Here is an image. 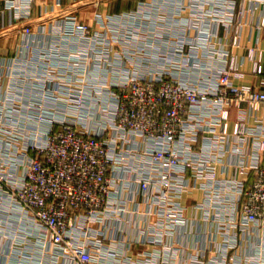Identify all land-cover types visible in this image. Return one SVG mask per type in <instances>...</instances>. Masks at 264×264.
Instances as JSON below:
<instances>
[{
	"label": "built area",
	"instance_id": "1",
	"mask_svg": "<svg viewBox=\"0 0 264 264\" xmlns=\"http://www.w3.org/2000/svg\"><path fill=\"white\" fill-rule=\"evenodd\" d=\"M249 4L247 12L252 16L260 11L250 27L256 33L253 50L258 52L264 37V0H249ZM5 8L13 12L16 23L32 19L29 0L7 1ZM209 16L211 22L225 23L222 11L213 8ZM50 26L54 40L52 47L36 53L35 60L40 57V64L30 60L34 49L30 25L21 29L23 48L31 54L25 69L17 73L2 64L5 76L10 81L13 78L9 85L12 95L5 101L17 105L26 96L27 111L40 126L29 132L17 118L0 116V140L14 148V156H7L12 163L0 159V189L6 188L9 200L43 229L44 247L68 264H101L97 255L102 248L110 259L108 264H164L163 258L174 252L167 240L186 230L181 199L198 189L204 197L196 211L200 209L203 222L216 225L221 238L218 254L224 260L215 264H226L230 250L237 247L238 236L249 231L258 234L257 244L243 264H264L262 66H256L258 80L254 86L234 82L239 70L227 66L225 52L222 58L226 66L203 87L173 76L167 67L140 72L123 66L116 71L109 53L127 34L116 31L110 39L106 34L92 33L79 21L72 27L73 38L86 49L80 47L77 54L67 56L64 68L50 60L51 51L70 43L66 21ZM236 27L233 47L239 46L244 24L237 23ZM200 38L203 49H214V32ZM181 48L182 43L179 51ZM72 59L79 61L68 63ZM90 60L96 65L98 77L112 72L114 78L105 85L90 79ZM16 88L15 92L11 90ZM102 88L109 90L106 99L100 101L105 107L95 111L96 115H83L80 109ZM43 103L62 106L63 115H43L38 109ZM243 104L253 114L260 111V116L242 113L233 127V141L224 130L211 131L198 150L194 149L198 135L215 124L213 118L226 120L230 109H242ZM247 120L255 127H248ZM20 141H24L23 147H19ZM15 155L22 157L19 163ZM226 155H232L235 162L226 164ZM10 166L18 170L17 180L8 173ZM230 168L240 179H218V169ZM250 172L253 180L245 185ZM215 198L220 199L225 212L212 216L204 207L213 204ZM130 215L138 217L137 225L131 224ZM109 245L120 246L121 252L109 250ZM136 245L154 248V257L141 252L143 259L135 262L127 258L125 253ZM210 250L204 245L190 261L204 264Z\"/></svg>",
	"mask_w": 264,
	"mask_h": 264
},
{
	"label": "crops",
	"instance_id": "2",
	"mask_svg": "<svg viewBox=\"0 0 264 264\" xmlns=\"http://www.w3.org/2000/svg\"><path fill=\"white\" fill-rule=\"evenodd\" d=\"M7 1L13 0H0V75L2 76L0 78V116L10 115L19 121L25 119V122L23 120L21 123L25 131H35L36 126H40L41 123L30 117L31 114L27 111L28 98L26 96H23L21 102L16 103L17 105H10L5 101L8 96L12 95L9 85L12 84L13 78L11 77L10 81L5 76L6 67L2 65L13 67L14 71L19 73L18 69H25L24 64L29 63L31 54L28 55L25 52L23 48L25 41L21 35L24 25H30L33 32V59L30 60L39 64L42 60L40 57L38 61L35 60L37 59L36 53L48 49L54 40L50 34V25L65 19L66 35L69 37L70 43L60 47L57 51H51L50 60V62L61 65L60 67H66L63 60L67 56L71 57L73 54H77L80 47L86 49V47L78 45L76 38H73L72 27L80 21L87 24L92 33L100 32L106 34L110 39L114 38L113 35L116 31H123L124 35L127 34L122 38V41L112 47V51L109 53L114 62L113 67L117 68L116 71H120V67L123 66L128 69L134 67L140 72L167 67L173 76L203 87L208 83L211 84L215 79L216 72L226 64L229 68L233 66L238 68L239 72L235 74L234 82L239 86L256 85L258 80L255 73L256 66L259 64L264 70V37L260 39L258 52L254 51L256 33L254 29L250 28L256 22L260 11L256 10L253 16L248 13L249 0H29L32 19L24 23L15 22L13 12L5 8ZM56 3H59L60 6L57 7ZM213 8L223 12L224 17L221 19H224L225 23L211 22L208 15ZM242 11L243 16L240 17ZM237 23L244 24V27L241 29L239 46L233 47ZM139 26L140 28H137ZM208 31L217 35V39L213 41L214 49L211 51L203 49L204 42L200 38ZM181 43L182 48L179 51ZM125 51L129 52L128 58L122 56ZM223 52L227 53L226 64L222 58ZM131 57L133 58L131 59ZM74 61L79 60H68V63ZM104 66H107L106 62ZM88 70V77L99 81L100 84L105 85L111 78H114L111 76L112 72L98 77L96 65L91 60ZM11 90L15 92L17 88ZM108 92V89L102 88L99 93H91L93 97L88 99L85 107L80 109L83 115H96L95 111L105 107L104 102L100 101L106 99ZM61 107L43 103L38 109L43 115H63L60 112ZM69 110H72L71 107ZM245 112L248 115L253 114L251 111H247L243 104L242 109H230L226 120L220 121L217 117L213 118L212 121L215 124L204 128V135H198L194 149L198 150L202 139L205 136H210L211 131L218 133L224 130L233 141L234 124ZM260 114L261 112L257 111L253 115L259 117ZM3 120L4 118H1V121ZM246 122L248 127H255L252 121L247 120ZM23 146L24 141H20L19 147ZM13 153L14 148L7 146L4 140H0V159L5 158L9 161L7 156L8 154L14 156ZM18 156L15 155L17 163L22 159L21 156ZM224 162L233 164L234 157L226 155ZM7 171L17 180L19 177L17 169L10 166ZM217 176L220 180L234 177L240 179L239 174L235 173L232 168L226 171L218 169ZM252 180L253 172H250L244 179L245 185H248ZM8 194L9 191L6 188L0 189V264H68L65 260L58 258L56 253L51 252L46 246L44 247L45 233L43 229L21 211L18 205L10 201ZM202 196V192L197 189L184 195L181 199V203L185 207L186 230H180L181 232L174 239L167 240L168 244H173L170 246L173 247L174 252L163 258L164 264H192L190 258L204 245L211 248L210 252L206 254L204 264H215L224 260L220 259L218 254L221 238L216 231V225L211 221L203 222L200 209L196 211L197 207H201L203 204ZM224 209L225 206H222L220 199L217 198L214 199L213 204L204 207V210L210 212L212 216L221 215L225 212ZM128 217L131 224H138L137 216L130 215ZM132 235L137 239V231H134ZM257 235L254 236L251 231L240 234L236 249L230 250L225 263H245L247 257L255 251ZM108 249L117 254L121 252L120 246L110 247L109 245ZM141 252L154 257L156 251L154 248L136 245L125 255L136 262L143 259ZM214 257L218 259H213ZM97 258L101 264L110 262L105 248L101 249Z\"/></svg>",
	"mask_w": 264,
	"mask_h": 264
},
{
	"label": "rangeland",
	"instance_id": "3",
	"mask_svg": "<svg viewBox=\"0 0 264 264\" xmlns=\"http://www.w3.org/2000/svg\"><path fill=\"white\" fill-rule=\"evenodd\" d=\"M203 1V0H202ZM129 52L125 51V53L122 56H128ZM24 120V121H23ZM22 121L25 122V119H23ZM21 121V120H20Z\"/></svg>",
	"mask_w": 264,
	"mask_h": 264
}]
</instances>
